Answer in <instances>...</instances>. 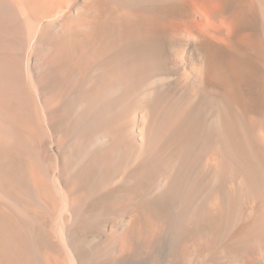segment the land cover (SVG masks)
<instances>
[{
	"label": "bare ground",
	"instance_id": "1",
	"mask_svg": "<svg viewBox=\"0 0 264 264\" xmlns=\"http://www.w3.org/2000/svg\"><path fill=\"white\" fill-rule=\"evenodd\" d=\"M0 264H264V0H0Z\"/></svg>",
	"mask_w": 264,
	"mask_h": 264
}]
</instances>
